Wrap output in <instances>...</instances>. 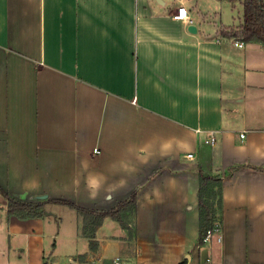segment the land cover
Masks as SVG:
<instances>
[{"label":"crops","instance_id":"1","mask_svg":"<svg viewBox=\"0 0 264 264\" xmlns=\"http://www.w3.org/2000/svg\"><path fill=\"white\" fill-rule=\"evenodd\" d=\"M185 4L191 24L178 0H0V187L138 203L136 240L108 217L92 251L76 210L20 219L0 196V264H264V45L222 35L223 0ZM200 169L224 177L222 240L202 247Z\"/></svg>","mask_w":264,"mask_h":264},{"label":"trees","instance_id":"2","mask_svg":"<svg viewBox=\"0 0 264 264\" xmlns=\"http://www.w3.org/2000/svg\"><path fill=\"white\" fill-rule=\"evenodd\" d=\"M232 6L242 7L241 17L237 25L224 26L222 35L236 38L244 43H260L264 45V0H223ZM238 167H233V172ZM198 188L199 212V246H204V238L217 222L222 209V175H208L200 169ZM0 192L8 201L6 210L9 216L20 219L43 217L48 203L62 204L78 212L83 218L82 234L89 239V249L97 250V230L104 219L110 217L125 231V239L135 241L137 238V194L133 193L128 199L109 211H96L78 206L66 200H48L39 203H26L11 198L1 187ZM48 264V262H44Z\"/></svg>","mask_w":264,"mask_h":264},{"label":"built area","instance_id":"3","mask_svg":"<svg viewBox=\"0 0 264 264\" xmlns=\"http://www.w3.org/2000/svg\"><path fill=\"white\" fill-rule=\"evenodd\" d=\"M179 1V7L177 11L172 15V18L175 20L182 21L185 24H191L194 22V15L190 12L188 7L186 6V1L187 0H178ZM234 45L240 48L245 47L246 43L243 41H240L239 39L234 40ZM199 135L202 136V140L204 143L214 145L218 141L217 133L215 132H201L199 131ZM94 153H99L98 149L94 150ZM188 159H194L193 154L187 155ZM213 240H216L217 242H221V224L220 222H217L215 226L208 231L206 237L204 238V246L210 245ZM208 261H211L210 258H208ZM67 264H97L94 260L92 261H85L82 262L78 259L75 258H69ZM113 264H124V260L122 258L117 257L116 259L113 260Z\"/></svg>","mask_w":264,"mask_h":264},{"label":"rangeland","instance_id":"4","mask_svg":"<svg viewBox=\"0 0 264 264\" xmlns=\"http://www.w3.org/2000/svg\"><path fill=\"white\" fill-rule=\"evenodd\" d=\"M225 3L226 2H224V4H223V8L224 9L222 11V14H223L222 21L224 22V24H229V23H232L234 21L233 25H237L238 21H239V18L241 17L240 16L241 14L239 13V10H241V12H242V7L237 5V3L235 4V7H232L231 4H230V7H227V4H229V3H226V4ZM0 196H3L1 192H0ZM72 212H74L73 214L77 215V213L75 211H72ZM80 245H81V243H80ZM67 249H69V248H67ZM80 249H82V248H80ZM77 259L82 261L80 258H77ZM68 260L69 259H67V258L65 259V254H61L60 255V263L62 262L61 264H67ZM82 262H84V261H82Z\"/></svg>","mask_w":264,"mask_h":264},{"label":"water","instance_id":"5","mask_svg":"<svg viewBox=\"0 0 264 264\" xmlns=\"http://www.w3.org/2000/svg\"><path fill=\"white\" fill-rule=\"evenodd\" d=\"M197 27L195 25H191L189 26V32L190 33H193V34H196L197 33Z\"/></svg>","mask_w":264,"mask_h":264}]
</instances>
